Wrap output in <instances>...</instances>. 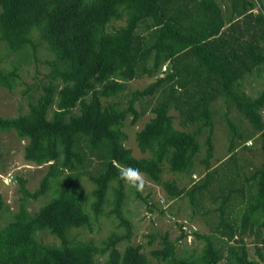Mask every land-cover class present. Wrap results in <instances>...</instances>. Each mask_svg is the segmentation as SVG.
Instances as JSON below:
<instances>
[{
	"label": "trees",
	"instance_id": "obj_1",
	"mask_svg": "<svg viewBox=\"0 0 264 264\" xmlns=\"http://www.w3.org/2000/svg\"><path fill=\"white\" fill-rule=\"evenodd\" d=\"M0 40L13 53L30 48L36 56L41 46L52 56L43 79L23 93L27 112L0 115V138L15 131L27 141L25 162L48 166L34 192L17 178L22 201L0 225V264H264V161L248 174L240 167L225 184L218 179L221 165L211 166L218 101L230 136L226 160L239 148L253 150L252 139L264 158V89L252 97L244 88L253 73L264 78V0H0ZM20 64L0 69L1 87H15ZM143 77L154 80L129 91L130 82ZM148 112L154 117L135 134L148 156L137 158L125 146V124L130 118L135 125ZM233 112L248 129L229 119ZM199 164L205 169L197 171ZM128 166L169 200L185 196L193 213L207 217L205 234L177 221L180 239L204 241L199 255L177 253L178 240L168 233L150 236L149 244L158 237L160 247L149 255L131 243L129 194L148 212L157 207L149 194L127 192L119 170ZM166 172L186 175L192 185L180 188L164 179ZM52 188L56 197L31 213L28 201ZM8 210L0 193V220ZM104 215L118 231L101 245L73 234ZM41 233L58 244L39 241Z\"/></svg>",
	"mask_w": 264,
	"mask_h": 264
},
{
	"label": "rangeland",
	"instance_id": "obj_2",
	"mask_svg": "<svg viewBox=\"0 0 264 264\" xmlns=\"http://www.w3.org/2000/svg\"><path fill=\"white\" fill-rule=\"evenodd\" d=\"M257 11L255 10L254 13ZM117 25L124 24L123 21L117 22ZM36 56H33L30 48H26L22 53H13L8 50L6 45L0 40V69H8L10 65H14L18 61L21 62L18 69V74L20 76L16 81V85L12 90L0 86V115L4 118L16 117L21 113H26L28 110L27 98L24 96V91L30 87L35 80L43 79V75L48 72L49 68L46 66L45 62L51 59V55L40 46ZM256 72V71H255ZM154 79L143 77L141 79H136L130 82L129 91L136 89H143L148 86ZM244 88L247 94L252 97H256L264 89V78L258 77L256 73H253L252 77L244 81ZM126 104L125 101H122ZM214 110V133H213V159L211 160V166L221 165L219 169V178L225 184L229 182L230 176H233L234 171L240 167L243 169L244 173H249L259 169L264 161L260 144L255 142V148L253 150L239 148L238 152L234 154L232 159L225 157L229 156V130L227 129L225 118L222 117L221 113L225 112V107L222 101H218L213 104ZM173 116H177L175 111H171ZM154 115L151 112L146 113L140 120L135 124H130V118L125 124V131L128 135V139L125 142V146L132 151V154L137 158L147 157L148 153L143 154L139 150L135 134L137 131L141 130L142 127L151 119ZM229 119L233 121L236 125H240L248 129V123L244 118L235 112H233ZM174 124L177 129H181L178 124V119H174ZM247 124V125H245ZM242 131L243 129H239ZM247 137H252L251 133L246 132ZM200 142L204 144L205 136H201ZM26 140L22 141L18 137L15 131L3 132L0 138V175L5 176L11 174L15 180L11 184H6L2 179H0V193L2 195L5 206L9 209L3 212V216L0 220V225L4 226L11 221L14 214L18 211V208L22 201V194L20 192V185L17 180L21 177L26 181V188L30 192H34L40 186V181L45 176L48 170L47 165L37 167L30 163L25 162L23 158V148L26 144ZM253 142V143H254ZM204 153V150H203ZM225 158V160H224ZM222 162V163H221ZM94 167L97 165L93 164ZM205 169L200 164L197 167V171ZM250 172V173H251ZM202 173V171H201ZM201 173L195 172V178H199ZM193 178V177H192ZM165 180H176L179 187L188 188L192 185L189 178L184 175L183 179H178L177 176L166 172L164 173ZM196 180V179H193ZM54 187V186H53ZM82 187L88 192L91 191L92 185L86 177L82 178ZM216 187V186H215ZM125 189L127 192L131 191V188L125 184ZM218 188L216 187V190ZM222 188L221 191H223ZM143 197L150 195V201L156 204L157 209L153 212H148L146 207L138 200L134 198V194H129L130 198L127 202L126 209L128 210V218L132 223V239L131 243L134 245H142V250L144 253L149 255L152 249L159 246V238L157 237L151 245L149 244L150 236L164 235L168 233L169 238L172 241H176V251L182 256H193L196 257L200 254L202 247L204 246V241L198 240L194 235H189L185 240L180 239L181 231L177 225L178 222L185 223V230L196 229L200 233H208L210 231V226L207 223V217L199 214L193 213L192 206L190 205L188 199L182 196L180 200L173 201L169 200L166 193L156 185L149 183L145 180V186L143 191H141ZM197 194H200L197 191ZM54 197H56V189L52 188L46 195L40 197L38 200H29L27 203L28 210L31 213L38 211L42 206L49 203ZM239 198V197H238ZM110 206L105 207V211H110ZM116 222L110 216H102L98 219L97 223H92V227L86 228L80 231H75L73 234L77 235V239L81 241H93L97 246L101 245L102 241L110 234L112 231H118L116 228ZM119 231H121L119 229ZM44 244H58V241L46 233H41L38 238ZM251 239L248 240V242ZM121 250L125 248V245H121Z\"/></svg>",
	"mask_w": 264,
	"mask_h": 264
},
{
	"label": "clouds",
	"instance_id": "obj_3",
	"mask_svg": "<svg viewBox=\"0 0 264 264\" xmlns=\"http://www.w3.org/2000/svg\"><path fill=\"white\" fill-rule=\"evenodd\" d=\"M119 177L124 183L137 191H143L145 186V177L140 169L131 166L123 167L119 170Z\"/></svg>",
	"mask_w": 264,
	"mask_h": 264
},
{
	"label": "built area",
	"instance_id": "obj_4",
	"mask_svg": "<svg viewBox=\"0 0 264 264\" xmlns=\"http://www.w3.org/2000/svg\"><path fill=\"white\" fill-rule=\"evenodd\" d=\"M247 145L250 146L251 142H248ZM0 179H2L6 184H11L12 182H15V180L11 174H7L5 176L0 175Z\"/></svg>",
	"mask_w": 264,
	"mask_h": 264
}]
</instances>
